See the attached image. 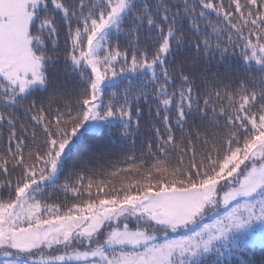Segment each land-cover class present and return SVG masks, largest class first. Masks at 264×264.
<instances>
[{"label": "snow or ice", "instance_id": "obj_1", "mask_svg": "<svg viewBox=\"0 0 264 264\" xmlns=\"http://www.w3.org/2000/svg\"><path fill=\"white\" fill-rule=\"evenodd\" d=\"M114 129L121 160L81 155ZM257 242L264 0H0V264H251Z\"/></svg>", "mask_w": 264, "mask_h": 264}, {"label": "trees", "instance_id": "obj_2", "mask_svg": "<svg viewBox=\"0 0 264 264\" xmlns=\"http://www.w3.org/2000/svg\"><path fill=\"white\" fill-rule=\"evenodd\" d=\"M214 68L218 67L220 73H224L226 70H230L233 74H243L242 68H238L235 63H233L231 69H227L225 65L213 66ZM119 133L118 130H113V135L108 136L105 133L103 136H89L84 142L83 147L81 149V155H86L92 150L94 147L98 146H107L111 153V159L105 158L99 163L102 164H111L118 160L122 159V142L118 138ZM139 149V143L137 144V150ZM64 177H61V183L63 182ZM59 199H63V194L59 197ZM246 250V249H245ZM244 258H247L251 261V264H264V246L262 247H253L248 248L243 253Z\"/></svg>", "mask_w": 264, "mask_h": 264}, {"label": "rangeland", "instance_id": "obj_3", "mask_svg": "<svg viewBox=\"0 0 264 264\" xmlns=\"http://www.w3.org/2000/svg\"><path fill=\"white\" fill-rule=\"evenodd\" d=\"M221 214H223L222 212H221ZM206 222L207 223H212L213 221H212V219H208V220H206ZM253 247H262L258 242L254 245V246H248V247H246V250L248 249V248H253ZM245 250V251H246Z\"/></svg>", "mask_w": 264, "mask_h": 264}]
</instances>
